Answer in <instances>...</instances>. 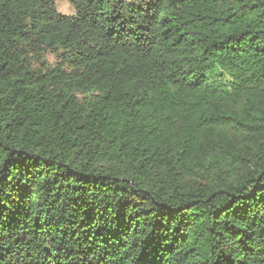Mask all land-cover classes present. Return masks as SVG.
I'll return each mask as SVG.
<instances>
[{"label": "trees", "instance_id": "1", "mask_svg": "<svg viewBox=\"0 0 264 264\" xmlns=\"http://www.w3.org/2000/svg\"><path fill=\"white\" fill-rule=\"evenodd\" d=\"M0 0V264H264V0Z\"/></svg>", "mask_w": 264, "mask_h": 264}, {"label": "rangeland", "instance_id": "2", "mask_svg": "<svg viewBox=\"0 0 264 264\" xmlns=\"http://www.w3.org/2000/svg\"><path fill=\"white\" fill-rule=\"evenodd\" d=\"M57 8L61 14H73L75 12L69 0H58Z\"/></svg>", "mask_w": 264, "mask_h": 264}]
</instances>
